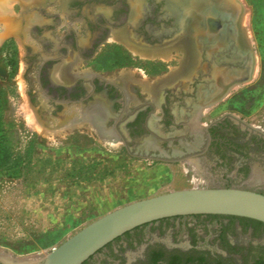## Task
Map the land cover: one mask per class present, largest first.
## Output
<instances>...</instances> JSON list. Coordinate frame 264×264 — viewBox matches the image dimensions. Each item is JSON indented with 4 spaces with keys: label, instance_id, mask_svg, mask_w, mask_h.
Returning <instances> with one entry per match:
<instances>
[{
    "label": "rangeland",
    "instance_id": "obj_1",
    "mask_svg": "<svg viewBox=\"0 0 264 264\" xmlns=\"http://www.w3.org/2000/svg\"><path fill=\"white\" fill-rule=\"evenodd\" d=\"M232 1L238 6L233 19L236 32L250 52L249 75L228 88L216 104L202 109L197 124L232 114L264 130V0ZM51 5V0H0V68L4 69L0 74V264H10L6 259L33 264L92 221L130 202L228 183L201 178L197 162L136 156L133 143L124 146L111 129L113 118L102 110H77L69 124L56 126L62 109L51 110L47 98L39 94L37 79L40 56L51 48L49 21H66L63 14H50ZM30 15L39 18L31 21V34L14 36L20 26L29 25ZM5 16L18 21L8 19L12 27L3 35ZM36 47L38 51L31 49ZM133 47L129 50L110 38L88 60L77 59L72 71L128 82L131 92L139 93L168 83L185 72L186 60L192 61L191 53L178 44L150 50ZM123 74L130 75L127 82ZM44 75L47 87L49 72ZM207 87H212L211 81ZM43 101L46 109L39 105ZM247 184H257L256 179ZM188 222L175 219L132 233L107 247L108 256L97 254L87 264H126L125 255L139 264L146 242L179 244ZM255 229L254 236L243 232L235 237L264 240V230Z\"/></svg>",
    "mask_w": 264,
    "mask_h": 264
},
{
    "label": "flooded vegetation",
    "instance_id": "obj_2",
    "mask_svg": "<svg viewBox=\"0 0 264 264\" xmlns=\"http://www.w3.org/2000/svg\"><path fill=\"white\" fill-rule=\"evenodd\" d=\"M51 2L50 14H63L66 21H49L53 26L51 48L40 56L37 79L39 94L47 98L51 110L62 109L55 118L56 126L69 124L77 110H102L113 118L111 129L124 146L133 143L131 150L136 156L197 162L201 178L221 179L228 182L224 187L240 186L264 194V183L247 184L255 169L264 174V130L232 114L203 126L197 124L202 109L216 104L228 88L249 75L250 52L233 23L236 2L207 0L188 6L182 0ZM38 19L36 16L34 21ZM32 26V22L27 28L20 26L14 34L21 39L27 32L31 34ZM115 31L138 48L182 46L191 53L192 61L184 63L189 70L154 89L153 96L147 89L132 93L128 82L74 74L72 66L77 59L88 60ZM31 49L38 51L37 47ZM64 60L69 61L67 65L62 64ZM57 68L72 78L60 82L54 76ZM45 70L49 72L47 87L43 82ZM210 81L212 87H207ZM45 103L40 107L46 109ZM236 135L241 140H234ZM175 219L191 221L185 224L186 235L179 244L146 242L137 258L139 264H264V240L235 237L243 232L254 236L255 228L264 230V223L220 214L174 216L140 225L104 245L82 264L97 254L107 255L106 248L122 243L125 236ZM124 259L126 264H137L126 255Z\"/></svg>",
    "mask_w": 264,
    "mask_h": 264
},
{
    "label": "water",
    "instance_id": "obj_3",
    "mask_svg": "<svg viewBox=\"0 0 264 264\" xmlns=\"http://www.w3.org/2000/svg\"><path fill=\"white\" fill-rule=\"evenodd\" d=\"M198 1L207 2L182 0V3L188 6ZM0 74H4V69L0 68ZM195 214L231 215L264 223V194L240 186H198L133 201L92 221L33 264H82L104 245L135 227Z\"/></svg>",
    "mask_w": 264,
    "mask_h": 264
},
{
    "label": "crops",
    "instance_id": "obj_4",
    "mask_svg": "<svg viewBox=\"0 0 264 264\" xmlns=\"http://www.w3.org/2000/svg\"><path fill=\"white\" fill-rule=\"evenodd\" d=\"M33 18L35 19V17H31V15L29 16V18L28 19H30L29 20V25L27 26V27H29L30 26V23H31V21L33 20ZM6 23H5V26H6V28H5V30H3L4 31V33H3V35L5 34V31H8L9 30V26L10 25H8V19H6V21H5ZM15 25V24H14ZM16 26V25H15ZM11 27H12V25H11ZM26 27V28H27ZM11 29V28H10ZM117 33V34H116ZM112 36V37H111ZM111 36H110V38L113 40V41H115V42H119V43H125V39H124V37H123V35L122 34H120L118 31H115V32H112V34H111ZM114 36H116V38H113ZM118 36V37H117ZM120 37V38H119ZM118 39H119V41H118ZM117 40V41H116ZM130 44V43H129ZM128 44V42H126L125 43V45H127L126 47L130 50V45ZM133 47V46H132ZM69 61L68 60H64L63 61V65L65 64V65H67L66 63H68ZM184 65V64H183ZM183 65H182V69H184L183 68ZM189 68V67H188ZM187 68V69H188ZM186 69V70H187ZM57 71H55V73H54V75H55V78L57 77V79L60 81V82H65V81H67V80H69L70 78H72V77H70L71 75H69V74H67V73H65L64 71L62 72L61 71V69H56ZM59 70H60V72H59ZM185 70V69H184ZM57 73H58V75H57ZM57 75V76H56ZM63 75H65V77L63 76ZM69 78V79H68ZM123 80H124V82H127L129 79H130V75H126V74H123V76L121 77ZM146 85V84H145ZM159 85L157 84V87H158ZM155 88V87H154ZM154 88L153 87H150V89H147V92L149 93V95H151V96H153V91H154ZM159 88V87H158ZM145 89V88H144ZM254 173H253V175L249 178V180L248 181H253V178H254V176L255 175H258L259 177H258V180H256V182L257 183H261L263 180H264V174L258 169H255L254 171H253Z\"/></svg>",
    "mask_w": 264,
    "mask_h": 264
},
{
    "label": "bare ground",
    "instance_id": "obj_5",
    "mask_svg": "<svg viewBox=\"0 0 264 264\" xmlns=\"http://www.w3.org/2000/svg\"><path fill=\"white\" fill-rule=\"evenodd\" d=\"M29 2H31V1H29ZM36 3V2H35ZM26 4H29L28 2H26ZM8 6V5H7ZM1 8V7H0ZM5 10V9H4ZM32 17V16H31ZM5 19V18H4ZM6 20V19H5ZM30 20V19H29ZM9 28H11L10 26H9ZM4 33V32H3ZM117 34V33H116ZM5 35V34H4ZM112 37V36H111ZM118 37V36H117ZM1 38V37H0ZM113 38H116V36H114ZM120 38V37H119ZM26 41V40H25ZM117 41V40H116ZM118 41H119V39H118ZM127 41H125V43H126ZM122 43V42H121ZM125 43H124V45H125ZM123 44V43H122ZM129 44V43H128ZM130 45V50H132V51H134L135 49H134V47H132V45L131 44H129ZM125 46H127V45H125ZM138 50V49H137ZM64 68V67H63ZM183 68L186 70L187 68H188V64L186 65V64H184L183 65ZM58 69V68H57ZM55 71H57V70H55ZM62 71V70H61ZM58 72V71H57ZM59 72H60V70H59ZM63 72V71H62ZM55 73V72H54ZM57 75H58V73H57ZM56 75V76H57ZM55 76V75H54ZM59 76V75H58ZM64 77H65V75H63ZM71 77V76H70ZM56 79H57V77H56ZM69 79V78H68ZM73 119V118H72ZM71 122V121H70ZM258 175H255L254 176V178L256 179V180H258ZM6 261V263H10V264H28L27 262H23V263H19V262H17V261H10V260H8V259H6L5 260ZM36 261H38V260H36ZM35 261V262H36Z\"/></svg>",
    "mask_w": 264,
    "mask_h": 264
}]
</instances>
